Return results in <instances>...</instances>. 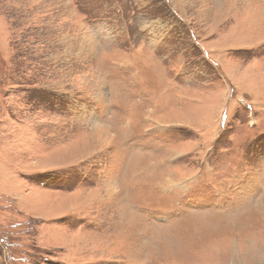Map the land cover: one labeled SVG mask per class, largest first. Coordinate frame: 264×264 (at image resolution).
Masks as SVG:
<instances>
[{
    "label": "rangeland",
    "instance_id": "rangeland-1",
    "mask_svg": "<svg viewBox=\"0 0 264 264\" xmlns=\"http://www.w3.org/2000/svg\"><path fill=\"white\" fill-rule=\"evenodd\" d=\"M0 264H264V0H0Z\"/></svg>",
    "mask_w": 264,
    "mask_h": 264
},
{
    "label": "bare ground",
    "instance_id": "bare-ground-1",
    "mask_svg": "<svg viewBox=\"0 0 264 264\" xmlns=\"http://www.w3.org/2000/svg\"><path fill=\"white\" fill-rule=\"evenodd\" d=\"M72 207V206H71Z\"/></svg>",
    "mask_w": 264,
    "mask_h": 264
}]
</instances>
